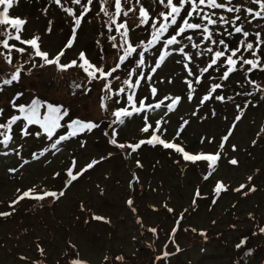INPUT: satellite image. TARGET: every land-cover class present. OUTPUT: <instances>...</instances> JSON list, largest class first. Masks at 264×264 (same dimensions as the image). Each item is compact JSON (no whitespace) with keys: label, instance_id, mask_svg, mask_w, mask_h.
Instances as JSON below:
<instances>
[{"label":"rangeland","instance_id":"rangeland-1","mask_svg":"<svg viewBox=\"0 0 264 264\" xmlns=\"http://www.w3.org/2000/svg\"><path fill=\"white\" fill-rule=\"evenodd\" d=\"M141 4L157 18L160 12L167 11L155 0H140L139 4L136 0H122L124 10H134L127 16L121 13L117 22L127 23L128 39L134 46L141 42L147 44L151 38L150 26L140 22ZM233 4L256 8L249 0H233ZM105 7L114 13V0H107ZM65 8L73 9L76 15L83 11L72 0H61L60 4L55 0H13L9 17L24 20L19 33L21 39L39 37L40 48L50 59L64 50L61 64L82 63L79 55L84 53L96 67L105 71L115 67L123 50L113 45L121 43V36L115 25L111 32L108 30L110 20L100 11V3L94 0L74 40V19ZM205 11H214L213 18L223 15L232 19L237 15L221 9ZM239 15L245 16L243 9ZM237 23H243L249 33L260 32L264 38V20L248 23L242 19ZM257 24L261 27H256ZM5 28L8 26H0V42L7 38ZM225 29L232 31L230 25L214 26V39H225L229 47L237 48L243 37L234 32L229 36ZM9 31L14 33V29ZM112 33L115 40L110 39ZM192 34L199 43L202 37ZM70 40L69 48L66 46ZM248 40L254 42L255 36L250 35ZM9 44L14 45L10 53L12 64L5 59L8 49L0 46V83L10 79L17 70L20 78L0 90V110H3L0 123L19 115L13 107L14 100L16 105H28L37 94L55 100L57 106L68 110V115L61 120L63 127L52 140L33 125L28 126L32 134L24 135L26 123L20 120L13 125L10 133L13 139L8 146L0 144V213H10L0 215V264H73V261L81 264H264V245L255 247L260 238L253 231L257 221L259 226L264 223L259 220L264 218V71L258 68L250 73L243 70L232 73L229 80L222 82L224 87L202 104L201 98L210 86L221 83L218 77L224 69L211 72L214 78L206 73L201 83L196 84L183 64L177 63L183 57L173 54L152 74L151 67L163 47L157 44L144 53L143 68L136 67L138 56L134 54L113 74L120 78L109 80L112 89L117 90L126 87L125 79L135 82V76L129 77L131 70L143 71L152 79L141 81L134 90L137 102L143 100L146 105H155L163 100L164 105L122 117L124 123L120 124L115 122L113 113L129 106L126 94L114 96L103 91L106 81H90L80 67L60 70L55 64H45L27 44L15 39L9 40ZM176 47L179 46H173ZM260 47L264 49V45ZM16 48L25 51L20 53ZM185 51L195 53L196 50L189 46ZM243 55L247 59L257 58L247 51ZM259 55L264 66V52ZM210 56H194L195 62L190 67L197 75L196 65L203 68ZM185 80H192L196 89L191 99ZM152 87L157 89L155 96ZM216 95H223L225 100L215 99ZM102 97H107L104 101L107 110L101 107ZM166 97H180L174 111H167L166 105L171 100ZM74 117L99 126L62 141L58 150L51 149L57 137L68 134L66 122ZM145 118L152 125L148 132L142 131ZM157 121H161V130L155 134L166 142L180 145L185 152L219 153L215 168L210 169L207 160H185L175 149L155 142L143 143L134 152L127 147L150 139ZM113 132L117 144L125 145L124 148L111 143ZM225 136H228L226 142L222 139ZM232 159L237 164H231ZM93 160L98 161L94 167L70 185L67 183L69 169L76 174ZM218 182L227 190L217 194ZM30 190L36 195L61 191L64 195L42 200L26 197L14 203ZM261 228H264L262 224ZM150 229H155V233ZM202 232L206 235H201ZM242 240L246 242L238 248ZM249 251L251 255L247 254Z\"/></svg>","mask_w":264,"mask_h":264},{"label":"snow or ice","instance_id":"snow-or-ice-1","mask_svg":"<svg viewBox=\"0 0 264 264\" xmlns=\"http://www.w3.org/2000/svg\"><path fill=\"white\" fill-rule=\"evenodd\" d=\"M57 4L61 3V0H55ZM74 4L80 5L83 9L80 15H76V12L71 8H65L64 10L74 19V28H73V40L75 39V32L80 28L82 21L88 12L92 10V6L94 0H86V2H82V0H72ZM100 3V11L104 13V15L109 17L110 25L108 30L112 31V25H115V30L120 33L121 43L119 45L114 44V47H118L123 50V54L120 55L119 60L116 63V66L105 71L102 67H96L91 64L89 60L85 57L84 53H80L79 60L82 63H77V61H72L70 64H61L60 59L64 55V50H61L55 57L49 58V54L45 51H42L40 45L38 43L39 37L32 38L30 40H22L19 33L22 30V25L25 23L24 20L18 18H10L9 17V8H11L13 0H0V5H3L0 8V26L7 25L8 28H5L4 31L7 33V38L0 42V46L4 49H8V54L5 56L6 62L9 64L13 63L12 57L10 55L14 45L9 44V40L15 39L22 44L29 45L34 52V55L40 57L45 64L52 65L55 64L60 70H67L70 67L77 66L82 68L87 75L90 77V81L92 79H104L106 81L105 87L103 91L112 93L114 96H118L121 94L127 95V100L129 102V106L125 107L121 110H117L113 113L116 117V123L123 124L124 120L122 117H131L134 113H140L142 111L151 110L152 108L159 109L162 105H164V101L161 100L155 105H146L143 100L137 102L135 98V89L140 86L141 81L152 79L151 75L145 76L143 71L137 72L135 69L129 72V77L135 76V82L131 78L125 79L123 84L126 87H121L117 90H113L111 86L112 79H119V76H114V73L120 71L121 66L125 64V61L132 57L134 54L138 56V60H136V67L143 68L146 63L145 52H148L151 48H154L157 44H162L163 47L161 49L160 55L158 56L156 62L151 67L152 74H155L156 70L159 69L166 59L173 54H178L183 57L182 60L177 61V63H182L184 69L187 71L188 76L193 77L196 84H200L201 80L205 77L207 73L209 78H214L211 76V72H220V69L223 68L224 71L220 72L218 79L221 83L212 84L209 88V92L201 98V103L210 100L213 98V94L217 93L218 89H222L224 87L223 81L229 80L232 73L237 71H246V73H250L255 69H260L264 71V66H261V58L260 53L264 52L260 46L264 45V38H262V34L260 32L249 33L245 30L243 23H237L242 19L248 23H251L253 20H264V0H249V2L253 5H256V8H245L243 5L233 4V0H155V2L164 6L167 9L166 12H160L158 14V18L151 16L149 10L146 9L142 4L139 8V17L141 25H149L152 29L151 38L145 44L141 42L138 45H133L128 39L129 28L126 22L118 23V17L123 13L124 16H127L129 11H133L134 9L124 10L122 7V0H114V13H109L105 5L107 4V0H97ZM137 4L140 3V0H136ZM205 9H221L228 13H237L232 19H228L223 15H220L218 18H213L216 16V13L205 11ZM244 11L245 16L242 18L239 13ZM247 17H251L252 20H247ZM200 22H195V21ZM151 22V23H150ZM217 24L230 25L232 31H228L225 29L227 35L231 36L234 33L240 34L243 39L239 41V46L237 48H231L225 41V39L216 40L214 39L213 27ZM256 27H261V25L257 24ZM9 29H14V33L9 31ZM170 29L172 30L170 32ZM123 30V31H121ZM192 33L198 34L202 37L201 41L198 43L194 38ZM223 35V34H221ZM250 35L255 36V41H249L248 37ZM164 37H167L166 39ZM110 39L115 40L116 36H111ZM187 41L188 43H184ZM178 45L179 47L173 48V46ZM204 45H208L204 47ZM72 41L70 40L66 47H71ZM191 47V49L196 50L195 53L192 51H185V49ZM138 48H142V51H137ZM215 49V50H214ZM17 52L23 53L25 50L22 48H16ZM250 52L253 56L257 58L247 59L244 57L243 52ZM206 54H211L210 59L206 62V65L203 68H200L199 65H196L198 70V75L190 65L194 64V56L196 58L203 57ZM239 54V55H238ZM241 65V67H237V65ZM244 65H249L248 69H244ZM211 70V71H210ZM20 78V70H17L14 74L11 75L10 79H5L0 83V90H2L3 86L11 85L14 81L19 80ZM185 83L188 84L190 89L189 99L192 98V93L196 91L193 87L192 80H185ZM248 83L254 84V81L248 80ZM259 88V86H256ZM132 90V91H128ZM151 92L153 96L156 95L157 89L155 87L151 88ZM244 94V93H241ZM251 95V93H247ZM19 97H17L18 99ZM101 107L107 110V105L104 101L107 97H102ZM166 100H171V103L166 105L167 111H174V106L180 102V97H166ZM215 99L220 101H224L225 97L223 95H216ZM228 99H232L228 97ZM13 107L17 109V111L21 115L12 116L7 120L6 123H0V129H3V132H0V135L3 136V139L0 140V144H3L5 147L8 146L9 142L12 141L13 137L10 133L13 130V125H16L18 121L23 120L26 122L23 128L24 135H31L28 131V126L31 125H39L41 129H43L44 134L47 136L49 140H52L55 135L57 129L63 127L60 123L61 120L64 119L65 116L68 115L66 110H62L61 106H53L51 104H41L40 101L34 99L29 106L24 105H16L15 100L12 102ZM138 105V106H137ZM46 108L44 113H41V108ZM131 109V110H129ZM3 110H0L2 113ZM239 119V116L237 117ZM146 126L142 129L144 132H148L152 125L147 123ZM186 123V122H185ZM99 125L94 122H84V121H72L67 124V127L71 129L67 135L57 137L53 143L51 144V149L58 150V145L64 141L69 139V137L76 136L78 133L82 131H91L97 128ZM161 121H157L156 127L153 129V135L150 139L146 141H141L136 145H127V147L131 148L132 151H136L141 144L148 143L154 144L159 143L162 144L165 148L175 149L176 152L181 153L183 158L188 161H198V160H207L209 161L210 169L215 168L216 162L220 159L219 153L216 154H196L192 155L184 151L183 147L180 145L166 142L162 140L156 132L161 130ZM228 135H231L229 132ZM115 137V132H113V139L111 143L116 145L117 147L124 148L125 145L117 144ZM225 142L228 140V136L222 138ZM223 148V144L221 145ZM45 151H48L46 149ZM40 155H44V152H41ZM98 161L93 160L89 163L83 170L74 174L72 169H69L67 175L70 177L68 180V184L70 185L73 181L77 180L83 172L88 171L90 168L94 167ZM231 164H237L235 159L230 161ZM75 166V162H73V167ZM211 173H209L210 175ZM207 179V176L205 177ZM251 179V178H249ZM244 186L242 185L241 188ZM222 190H227L226 187L218 182L216 186V193L219 194ZM240 189H237L239 191ZM255 190L254 188L252 189ZM64 192L60 193L56 192H44L43 194L36 195L34 194V190H30L29 192H24L17 201L14 203H18L19 200H23L24 198L30 199H44L45 197L51 196L58 199L60 196H63ZM199 195V193H197ZM128 204L131 205L132 201L129 200ZM172 211V209H169ZM0 215H10V213H0ZM183 217H181L182 219ZM94 219H104L103 217H94ZM150 231L155 233V229H150ZM261 232H264V228L261 229ZM175 235V230L173 231V236ZM201 235H206L205 233H201ZM246 241L242 240L240 244L237 245L238 248L242 247ZM179 251V249H178ZM251 255L249 251L247 253ZM165 256L168 253H164ZM73 264H81L79 261H73Z\"/></svg>","mask_w":264,"mask_h":264},{"label":"flooded vegetation","instance_id":"flooded-vegetation-1","mask_svg":"<svg viewBox=\"0 0 264 264\" xmlns=\"http://www.w3.org/2000/svg\"><path fill=\"white\" fill-rule=\"evenodd\" d=\"M110 36H113V33L112 34H110ZM36 96V98L35 99H37L38 101H40L41 102V104H53V105H59V104H57V102L54 100H52L51 98H49L48 96H45L44 94H37V95H35ZM64 110H66L67 111V113H68V110L66 109V108H63ZM45 110H46V108H44V107H42L41 108V113H44L45 112ZM74 120H77V118H72V119H70V120H68L67 122H66V126H67V124L68 123H70L71 121H74ZM62 122V121H61ZM68 128V127H67Z\"/></svg>","mask_w":264,"mask_h":264},{"label":"trees","instance_id":"trees-1","mask_svg":"<svg viewBox=\"0 0 264 264\" xmlns=\"http://www.w3.org/2000/svg\"><path fill=\"white\" fill-rule=\"evenodd\" d=\"M259 220H264V218L263 219L259 218ZM261 224L264 226L263 222H261L260 226H259V222L257 221V224L253 226V228H254L253 231H255V233L258 234L256 236H259V238H260V243H258L255 246L256 248L258 247V245H260V246L264 245V232H261V229H262ZM247 249H250V248H247Z\"/></svg>","mask_w":264,"mask_h":264},{"label":"water","instance_id":"water-1","mask_svg":"<svg viewBox=\"0 0 264 264\" xmlns=\"http://www.w3.org/2000/svg\"><path fill=\"white\" fill-rule=\"evenodd\" d=\"M33 100H34V99H32L31 102H32ZM36 100H37V99H36ZM31 102H30L28 105H24V106H29V105L31 104ZM52 105H53V104H52ZM53 106H57V105H53ZM62 110H64V109H62ZM45 111H46V110H45ZM19 115H21V114L19 113ZM74 121H76V120H74ZM24 122H25V121H24ZM25 123H26V122H25ZM60 123H61V122H60ZM33 126L38 127V128L40 129V131L44 134L43 129H41V128L39 127V125H35V124H34ZM59 129H60V128H59ZM59 129H57V131H58ZM68 130L71 131V129H69V128H68ZM57 131H56V132H57ZM82 132H83V131H82ZM82 132H80V133H82ZM80 133H78V134H80ZM44 135H45V134H44ZM45 136H46V135H45Z\"/></svg>","mask_w":264,"mask_h":264}]
</instances>
